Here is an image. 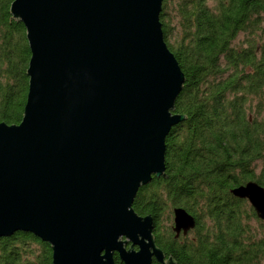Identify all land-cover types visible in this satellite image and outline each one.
Segmentation results:
<instances>
[{"label":"water","instance_id":"obj_1","mask_svg":"<svg viewBox=\"0 0 264 264\" xmlns=\"http://www.w3.org/2000/svg\"><path fill=\"white\" fill-rule=\"evenodd\" d=\"M162 0H12L29 58L21 119L0 122V237L30 232L51 264H175L133 212L165 177L164 138L183 74L161 35ZM9 23V21H8ZM264 223V189H230ZM194 218L172 209L173 237Z\"/></svg>","mask_w":264,"mask_h":264},{"label":"trees","instance_id":"obj_2","mask_svg":"<svg viewBox=\"0 0 264 264\" xmlns=\"http://www.w3.org/2000/svg\"><path fill=\"white\" fill-rule=\"evenodd\" d=\"M0 0V122L20 121L27 91L25 30ZM9 21V23H8ZM162 40L183 74L164 138L165 177L140 186L131 208L152 218L154 242L175 264H264V223L230 189H264V0H162ZM194 218L173 237L172 209ZM114 264H121L116 254ZM0 264H51L30 232L0 237ZM151 264H156L152 261Z\"/></svg>","mask_w":264,"mask_h":264},{"label":"rangeland","instance_id":"obj_3","mask_svg":"<svg viewBox=\"0 0 264 264\" xmlns=\"http://www.w3.org/2000/svg\"><path fill=\"white\" fill-rule=\"evenodd\" d=\"M261 26H262V30H261V31L263 32V36H262V38H264V22L262 23ZM171 221H172L171 219H170L169 222H168L167 219H165V220H163V223H162V224H163L164 226H167V225H170Z\"/></svg>","mask_w":264,"mask_h":264},{"label":"flooded vegetation","instance_id":"obj_4","mask_svg":"<svg viewBox=\"0 0 264 264\" xmlns=\"http://www.w3.org/2000/svg\"><path fill=\"white\" fill-rule=\"evenodd\" d=\"M188 232H189V231H188ZM188 232H187V233H188ZM187 233H186V234H187ZM152 234H153V233H152ZM180 235H181V234H180ZM153 237H154V236H153ZM114 254H116V253H113V256H114ZM116 255H117V254H116ZM113 256H112V258H113ZM117 257H118V256H117ZM112 260H113V259H112ZM152 261H154V260H152ZM152 261H151V263H152ZM154 262H155V261H154ZM156 264H157V263H156Z\"/></svg>","mask_w":264,"mask_h":264}]
</instances>
